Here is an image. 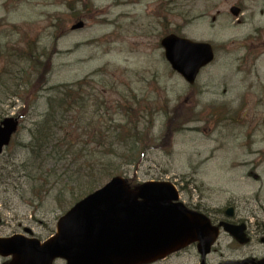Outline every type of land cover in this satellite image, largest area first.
Returning a JSON list of instances; mask_svg holds the SVG:
<instances>
[{"label":"rangeland","instance_id":"1","mask_svg":"<svg viewBox=\"0 0 264 264\" xmlns=\"http://www.w3.org/2000/svg\"><path fill=\"white\" fill-rule=\"evenodd\" d=\"M232 5L240 6L238 17L230 14ZM79 14L84 27L68 31ZM59 18L67 30L54 46L52 29ZM166 32L213 46L214 60L193 86L164 59L159 41ZM19 48L24 50L22 57L16 55ZM44 51L49 52V65L37 62L46 60ZM1 54L0 120L17 117L19 130L0 157V234L14 231L19 222L31 226L40 240L54 234L58 219L72 203L68 188L63 190L75 168L69 160L81 149L77 161L81 162L82 155L96 147L84 132L91 133L98 124L112 131L125 125L134 132L137 124L150 146L132 165L127 144L119 137L109 156L121 175L132 184L176 182L173 178L185 184L182 177L192 175L198 182L197 194L211 196L213 205L233 200L239 216L248 221V231L260 235L264 0H0ZM81 79L90 80L79 90L88 97L87 105L83 100L82 105L74 103L62 116L64 124L74 125L80 134L72 154L67 161L52 158L42 171H18L34 123L43 120L50 101ZM127 96L136 97L128 103L142 99L144 111L126 115L129 105L119 102ZM98 98L105 103L95 105ZM104 149L106 145L98 147ZM28 172L30 179L23 177ZM27 181L37 186L46 181V188L36 197ZM249 255H264L258 237L242 246L221 234L207 261ZM198 263L196 249L190 246L153 264Z\"/></svg>","mask_w":264,"mask_h":264},{"label":"water","instance_id":"2","mask_svg":"<svg viewBox=\"0 0 264 264\" xmlns=\"http://www.w3.org/2000/svg\"><path fill=\"white\" fill-rule=\"evenodd\" d=\"M238 15L239 9H230ZM82 22L72 28H80ZM172 68L192 84L201 67L213 59L210 44L174 34L161 40ZM16 128L5 119L0 126V151ZM168 182H145L130 190L113 177L103 188L76 203L57 224V234L44 243L36 238L0 239V255H13L10 264H142L163 258L194 240L202 258L210 251L216 229L200 214L187 210ZM226 230L238 238L230 227ZM241 236V235H240ZM202 264H204L202 259ZM255 264H264V260Z\"/></svg>","mask_w":264,"mask_h":264},{"label":"trees","instance_id":"3","mask_svg":"<svg viewBox=\"0 0 264 264\" xmlns=\"http://www.w3.org/2000/svg\"><path fill=\"white\" fill-rule=\"evenodd\" d=\"M17 51L21 53V51ZM80 83L86 84V80ZM75 88L76 86L66 88L63 93L61 92L62 97L50 101L49 109L43 120L38 122L34 128L29 144V152L31 153L33 164H43L49 161L50 158L55 161L64 159L67 161V155H71L72 150L76 147L77 139L80 136L78 129L74 125H65L62 118L63 114L71 109L74 103L86 100ZM103 102V100L100 101V103ZM126 104L129 105L127 107L129 113L126 115L137 116L139 114L141 106L138 101L128 103L126 100ZM132 106L135 108L132 109ZM84 127L85 129L87 128L86 125ZM118 129L119 131H112L98 124L94 126L91 133L84 132L88 137H92L96 147L94 150L82 155L84 159L81 162H77L81 159V149L69 160V163L75 167L71 175L68 176L66 185L70 184L71 186V198L78 200L101 186L111 176L119 173L118 167L109 156V153L116 149V141L119 137L127 144L126 154L131 164H134V161L137 160L144 149L150 146L147 139L138 131L137 124H135L134 132L129 126L125 125L119 126ZM56 130L58 131L57 138L56 133H54ZM103 145H106V149L98 151V147ZM49 146L51 150L48 153L47 149ZM137 147L139 148L137 149Z\"/></svg>","mask_w":264,"mask_h":264},{"label":"flooded vegetation","instance_id":"4","mask_svg":"<svg viewBox=\"0 0 264 264\" xmlns=\"http://www.w3.org/2000/svg\"><path fill=\"white\" fill-rule=\"evenodd\" d=\"M185 184L183 182H178L176 181V184L179 186V188L181 189L183 195H184V203L186 204V206H188L189 208L202 212L204 213L209 219L211 224L213 225H219L222 221H227V222H231L233 224L235 223H240L241 222V218L238 217V211L237 209L232 205V204H226V206L224 207H220V206H216V205H211L210 201H211V196L209 195H195L189 193L186 190V185L188 184H196V181L193 180L192 177H185ZM185 188V189H184ZM232 207V216L231 217H227V209ZM19 227V231H13L9 234L6 235H0L2 236H8V235H12V234H21L26 232L27 230V226H24L22 223L18 224ZM264 227V224H263ZM261 233L264 234V230H261ZM247 234L250 236V234L247 232ZM251 237V236H250Z\"/></svg>","mask_w":264,"mask_h":264}]
</instances>
